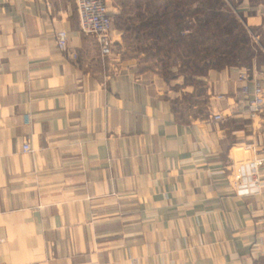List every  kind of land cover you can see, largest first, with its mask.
Here are the masks:
<instances>
[{
  "label": "crops",
  "instance_id": "crops-1",
  "mask_svg": "<svg viewBox=\"0 0 264 264\" xmlns=\"http://www.w3.org/2000/svg\"><path fill=\"white\" fill-rule=\"evenodd\" d=\"M124 4L107 0L123 50L102 59L75 0H0V264H264V116L239 79L264 81V56L159 74L127 43L155 12ZM238 4L264 40V0ZM249 144L263 192L237 197Z\"/></svg>",
  "mask_w": 264,
  "mask_h": 264
},
{
  "label": "rangeland",
  "instance_id": "rangeland-1",
  "mask_svg": "<svg viewBox=\"0 0 264 264\" xmlns=\"http://www.w3.org/2000/svg\"><path fill=\"white\" fill-rule=\"evenodd\" d=\"M123 1L126 14L134 9L139 12L141 7L155 12L156 19L139 24L150 30L146 29L138 40L129 35L127 42L131 54H141V59L153 62L144 64L146 69L165 76H192L205 73L210 66L248 64L252 58L264 56V40L247 26L238 9L241 0H161L166 1L165 7L161 2L150 7V3L132 5L130 0ZM184 14L188 15L186 19ZM180 28L184 34L191 29L193 38L181 40Z\"/></svg>",
  "mask_w": 264,
  "mask_h": 264
},
{
  "label": "built area",
  "instance_id": "built-area-1",
  "mask_svg": "<svg viewBox=\"0 0 264 264\" xmlns=\"http://www.w3.org/2000/svg\"><path fill=\"white\" fill-rule=\"evenodd\" d=\"M78 9L80 30L88 36L97 39L102 59L113 54L121 53L122 48L116 46L111 34L113 19L107 6V0H75ZM57 46L65 51L73 60L79 59V53L69 46L66 31H59L56 35ZM251 70H244L239 74V79L244 82L242 93L247 97V110L252 119L264 116V81L255 79L254 88L251 89L248 81ZM216 120H223L221 114L214 116ZM24 151H31V145L26 142ZM248 156L242 160L232 162L227 168L228 178L232 183L235 196L248 197L263 192L262 160L257 156L256 145L247 146Z\"/></svg>",
  "mask_w": 264,
  "mask_h": 264
},
{
  "label": "trees",
  "instance_id": "trees-1",
  "mask_svg": "<svg viewBox=\"0 0 264 264\" xmlns=\"http://www.w3.org/2000/svg\"><path fill=\"white\" fill-rule=\"evenodd\" d=\"M176 11V10H175ZM183 17L186 19L187 17H188V15H183ZM155 19H156V17H155ZM183 30V28H180V30H179V33H178V37L181 39V40H184V38H188V37H190V38H193V32H192V30L191 29H188L190 32L189 33H186V34H184L183 32L184 31H182ZM182 31V32H181ZM185 67H186V65H184ZM187 67H191L190 66V64L189 63H187ZM209 67V66H208Z\"/></svg>",
  "mask_w": 264,
  "mask_h": 264
}]
</instances>
